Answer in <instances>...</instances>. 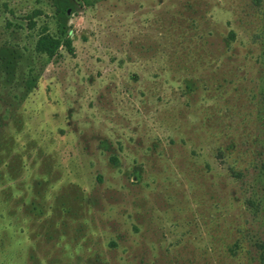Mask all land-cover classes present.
<instances>
[{"label":"rangeland","instance_id":"obj_1","mask_svg":"<svg viewBox=\"0 0 264 264\" xmlns=\"http://www.w3.org/2000/svg\"><path fill=\"white\" fill-rule=\"evenodd\" d=\"M0 264H264V0H0Z\"/></svg>","mask_w":264,"mask_h":264},{"label":"trees","instance_id":"obj_2","mask_svg":"<svg viewBox=\"0 0 264 264\" xmlns=\"http://www.w3.org/2000/svg\"><path fill=\"white\" fill-rule=\"evenodd\" d=\"M41 14L42 12L40 10H35L24 17L27 21L28 29L37 27L35 18ZM61 47H65L68 51L73 52L72 38L62 32L60 34H54L50 31L49 26L44 24L36 35L34 44L35 52L39 55L53 58L58 54Z\"/></svg>","mask_w":264,"mask_h":264}]
</instances>
